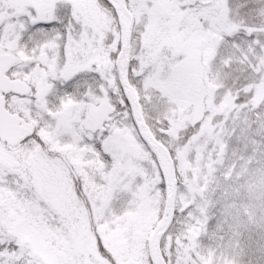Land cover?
Segmentation results:
<instances>
[{"label":"snow or ice","instance_id":"obj_1","mask_svg":"<svg viewBox=\"0 0 264 264\" xmlns=\"http://www.w3.org/2000/svg\"><path fill=\"white\" fill-rule=\"evenodd\" d=\"M0 264H264V0H0Z\"/></svg>","mask_w":264,"mask_h":264}]
</instances>
